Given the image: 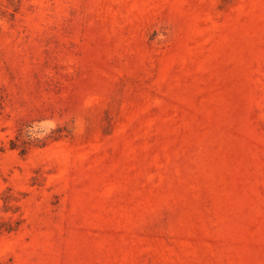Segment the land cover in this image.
Instances as JSON below:
<instances>
[{"label":"rangeland","instance_id":"obj_1","mask_svg":"<svg viewBox=\"0 0 264 264\" xmlns=\"http://www.w3.org/2000/svg\"><path fill=\"white\" fill-rule=\"evenodd\" d=\"M0 264H264V0H0Z\"/></svg>","mask_w":264,"mask_h":264}]
</instances>
